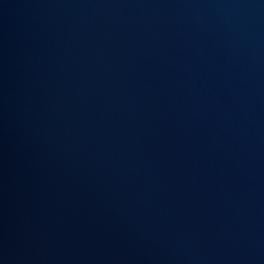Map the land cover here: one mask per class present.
Listing matches in <instances>:
<instances>
[{"label": "water", "instance_id": "obj_1", "mask_svg": "<svg viewBox=\"0 0 264 264\" xmlns=\"http://www.w3.org/2000/svg\"><path fill=\"white\" fill-rule=\"evenodd\" d=\"M0 264H264V0H0Z\"/></svg>", "mask_w": 264, "mask_h": 264}]
</instances>
